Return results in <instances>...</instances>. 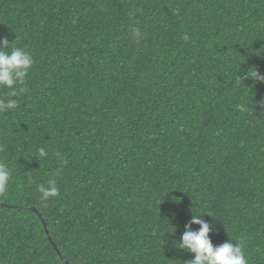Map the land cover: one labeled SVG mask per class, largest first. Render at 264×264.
I'll list each match as a JSON object with an SVG mask.
<instances>
[{"label": "trees", "instance_id": "16d2710c", "mask_svg": "<svg viewBox=\"0 0 264 264\" xmlns=\"http://www.w3.org/2000/svg\"><path fill=\"white\" fill-rule=\"evenodd\" d=\"M0 203V264H264V0H0Z\"/></svg>", "mask_w": 264, "mask_h": 264}, {"label": "water", "instance_id": "95a60500", "mask_svg": "<svg viewBox=\"0 0 264 264\" xmlns=\"http://www.w3.org/2000/svg\"><path fill=\"white\" fill-rule=\"evenodd\" d=\"M0 206H6L5 204H2V203H0ZM33 211H37L36 209H33ZM46 226V225H45ZM47 232H48V230H47ZM66 264H69L67 261L65 262Z\"/></svg>", "mask_w": 264, "mask_h": 264}]
</instances>
